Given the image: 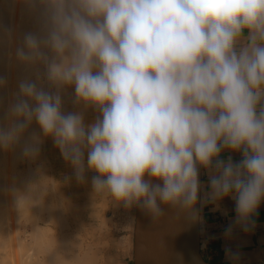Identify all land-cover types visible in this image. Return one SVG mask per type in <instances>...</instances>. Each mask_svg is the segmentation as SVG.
<instances>
[{
  "label": "clouds",
  "instance_id": "1",
  "mask_svg": "<svg viewBox=\"0 0 264 264\" xmlns=\"http://www.w3.org/2000/svg\"><path fill=\"white\" fill-rule=\"evenodd\" d=\"M27 3L42 6L43 28L25 33L15 56L42 67L55 91L39 73L20 80L0 122V150L24 141L21 154L37 157L41 137L25 140L35 122L78 182L95 173L94 192L154 220L175 210L193 223L203 222V206L223 211L230 198L225 238L234 226L251 232L264 203V0ZM69 86L77 103L99 112L93 123L63 111Z\"/></svg>",
  "mask_w": 264,
  "mask_h": 264
},
{
  "label": "rangeland",
  "instance_id": "2",
  "mask_svg": "<svg viewBox=\"0 0 264 264\" xmlns=\"http://www.w3.org/2000/svg\"><path fill=\"white\" fill-rule=\"evenodd\" d=\"M6 14V13H5ZM5 14L3 13V15L2 16H5ZM6 19H7V14H6ZM4 17V18H5ZM1 18V17H0ZM2 19H3V17H2ZM1 19V21L0 22H2V24L6 21V19H4V20H2ZM4 21V22H3ZM35 71V70H34ZM43 72H44V69L42 68V67H40V69L37 71L36 70V73H35V75L34 74H32L33 73V71H32V79H36L37 78V73H39L40 74V76H41V80H40V83H42L43 84V86L45 87V88H50L51 90H53V91H55V88H54V86H51V85H49V83L47 82V80L46 79H43ZM61 95H62V100H63V111L65 112V113H67V112H76V111H79V112H81L82 114H83V116H84V119H85V123L86 124H90V123H93L94 121H95V119L100 115L99 114V112L97 111V110H95V109H93L92 107H87V108H85L84 107V105L82 104V103H77L76 102V100H75V96H74V89L71 87V86H69V87H66V88H64V89H62L61 90ZM86 110H89V115H87V112H86ZM45 138V137H44ZM45 142H46V144H45V147L43 148V150H42V152L41 153H39V155H38V157H36V158H38V159H34V158H26V157H24L21 153H18L17 152V150L15 149V151L18 153V156H17V153L14 151V152H12V154H10L9 155V161H12L13 160V158H15V161H16V159H17V161H16V164H15V162H14V165L12 164V162L9 164V162L7 161V163L5 164V166H2V169L0 168V172H1V170H2V172H4V174L6 175L7 173L6 172H8V176L7 177H5L4 176V174L2 173H0L1 175H3V177L0 175V177L3 179V178H5V181H6V178L8 179V177H12L13 176V173L14 172H10V171H15V174H14V180H15V182H16V179H19V180H21V178L24 176L25 177V179H24V177L22 178V179H24V182H26L27 184H30V181H32V173H34L33 174V176L35 175V173L38 171V168L40 169V171H38L39 172V174H38V172L36 173V175H35V177H34V181H36L37 183L38 182H40V183H42V182H44L43 184H41V187H40V183L38 184V185H35L36 184V182H34V181H32L33 183H35V184H33V188H30L29 186H28V188L30 189V191L32 192V194L35 196V197H37L36 195H35V193L36 192H34V191H37L38 189H42V187L44 188L45 186H47V185H49V186H47L48 187V190L45 188V189H42V191H40V190H38L39 192H37L38 194H39V196L37 197V198H39V202L40 201H42V199L43 200H45V197H46V199H48L47 201H49L48 203H47V201L45 200V202H46V204H44L45 202H43L42 201V204H44L45 206V209H49V213H48V209L47 210H45L44 209V207H42V206H40V205H36V206H31V205H27V207L30 209H27V207H26V203H24V205H23V203H22V200L21 201H19L20 200V198H21V196L20 197H17L18 199H16V197L15 196H18V194L16 195V194H14L13 195V193H10V188H15V182H14V186H12L13 185V177L11 178V180H12V182L10 181V179H8L5 183H4V179H3V182H2V180L0 179V183H3V184H1L2 185V187H4V186H6V188H7V185L6 184H8V189H5V191H9L8 193L6 192V194H9V197H7V195L5 194V192H4V195H6V197L4 196V198H3V202H2V204L3 205H0V207L1 208H3L4 207V205H6V207H4L3 209H5L6 208V211L7 210H9V208L7 209V207H11L10 208V210L9 211H7V213L5 212L4 213V215H3V211L4 210H1L0 211V226H1V231H3L5 228H2L3 226H2V223L5 221L4 219H6V223L4 222L3 223V225H6L5 227H7L6 229H5V233H4V231L2 232V233H4V234H6L5 236V238H8V239H6V241L3 239V240H1V241H3V242H5V243H7V244H5V243H2L1 242V246H2V244H4V245H7V249L6 248H1L0 250H4L3 252H5V251H9V250H11V251H13L14 253H12V254H14V255H12L11 256V259H10V257H8L7 259H10L11 260V264H12V261H14V263L13 264H26L23 260H22V257H20V256H22V255H24V251H25V253L27 254L28 253V251H30L29 249H30V247H29V245L30 246H32L33 245V248H31V254H32V250L34 249L35 251H36V256H37V251L38 250H36V248L37 247H34V245L35 246H37L38 245V243H37V241H39V240H37V238H35V236H32V234H29V233H31V232H33V234L35 235V231H34V229H36L38 226H39V231L40 230H42V231H44L43 232V235H44V237L46 236V237H48L49 239L48 240H50L51 241V238L53 237V236H55V237H57L58 235V240H57V238H52L53 240H55V242L56 241H59L60 239L62 240V239H64V238H66L67 237V235L69 236L70 234L72 235H70V238H72V240L69 238V240H71L72 242H76V241H78L77 243H80V247H79V244L77 245L76 243H74V244H76L77 246L74 248V253L76 254V253H78L79 254V256H81L80 254H82L84 251H85V249L86 250H90V248L92 249V250H90V252L91 251H93L94 253H95V251H97L95 254L98 256L97 257V260H96V264H103V262H104V253H105V250L108 248L107 247V243H105V242H98L96 239H95V237H94V233H97V232H101V233H104L105 231H112V230H114V231H122V230H126L127 228H119V227H117V228H115V226H113V222L114 221H117L118 220V217H116L117 215H115L114 214V212H112V210L114 211V209H113V207H114V205L115 204H113V203H116L117 204V202H115V201H113V198L106 192V191H104V192H102L103 194L101 195V198L102 199H100L99 201H97V203H94L93 201L92 202H90V200H92V199H89V192H90V190H92V185H91V178H92V176L93 175H95V173L94 172H91V171H88L87 173H86V177H85V181L84 182H78L77 180H76V178H75V176H74V173H73V168L71 167V165L67 162V161H65L64 159H63V157H62V155H61V153H60V151H59V149H58V147L56 146V145H54V148L52 147V139L50 138V137H46L45 138ZM19 152H21V150H19ZM16 153V154H15ZM12 156H14L12 159H11V157ZM44 156V157H43ZM48 156V157H47ZM39 157L41 158V159H44V160H42L41 161V159H40V161H39ZM43 157V158H42ZM30 159H31V162H30ZM44 161V162H43ZM44 164L43 166H42V163ZM8 164H9V168L7 167L6 168V165L8 166ZM12 166V168L13 169H11L10 170V167ZM30 166V167H29ZM39 166V167H38ZM46 166L48 167L47 169H46ZM33 167V168H32ZM30 170H29V169ZM43 168H45L46 170H44ZM8 169V170H7ZM32 169V170H31ZM33 169H34V171H33ZM36 169V170H35ZM29 170V171H28ZM41 170H44L43 171V173L41 172ZM22 171V172H21ZM24 171V172H23ZM27 171V172H26ZM33 171V172H32ZM16 172H17V174H16ZM29 172H32L31 174L29 173ZM41 172V173H40ZM12 173V174H11ZM18 173H21V174H18ZM26 173L28 174L27 176L29 177V178H27V176H26ZM12 176H11V175ZM42 174H45V175H43V176H41ZM16 175V176H15ZM18 175H21L22 177H20V176H18ZM39 175V176H38ZM47 176V177H46ZM19 177V178H18ZM49 177H51V178H49ZM37 178V179H36ZM40 178V179H39ZM43 178H44V180H43ZM48 178V179H47ZM27 179V180H26ZM29 179V180H28ZM36 179V180H35ZM39 179V180H38ZM46 179V180H45ZM19 180H17L18 182H16L17 184L18 183H20V184H18V185H20L19 186V188L21 187V186H25V187H27L26 185V183H24V184H22V181H19ZM41 180H42V182H41ZM47 181V182H46ZM52 182V184H51V182ZM8 182V183H7ZM44 184H46V185H44ZM51 184V185H50ZM11 185V186H10ZM18 185H17V187L15 188V189H11V191L12 190H18L19 188H18ZM10 186V187H9ZM30 186H32V183L30 184ZM35 186H37V187H35ZM40 188H39V187ZM5 188V187H4ZM34 189H36V190H34ZM50 189V190H49ZM51 189H53L52 191L54 192V194L52 195V191H51ZM16 190V191H17ZM14 191H12V192H14ZM51 193H50V192ZM30 192V193H31ZM44 192H45V194H44ZM15 193V192H14ZM16 193H19V191H17ZM41 193V194H40ZM12 196H11V195ZM40 195H42V196H40ZM45 195V197L43 198V196ZM14 196V197H13ZM54 196V197H53ZM42 197V198H41ZM56 197V198H55ZM110 197H111V199H110ZM6 198H8V199H6ZM14 199L13 200V202L15 201H17L18 203H15V205H14V203H12L11 202V199ZM59 198V199H58ZM41 199V200H40ZM64 199V200H63ZM10 201V202H6V204H5V202L4 201ZM52 201V202H51ZM63 201V202H62ZM108 201V202H107ZM19 202H21V203H19ZM50 202H51V204H50ZM57 202V203H56ZM111 202H112V204H111ZM53 203V204H52ZM61 203V204H60ZM107 203V204H106ZM14 206H13V205ZM54 204H55V206L57 205V206H61V207H58L57 208V206H56V208L54 209V208H51V206L50 205H52V207L54 206ZM7 205H9V206H7ZM19 205H21L20 207H19ZM49 205V206H48ZM107 205V206H106ZM112 205V206H111ZM40 206V207H39ZM54 206V207H55ZM116 206V205H115ZM31 207L32 208H34V207H36V208H34L33 210L31 209ZM37 207H39V208H37ZM42 207V208H41ZM107 207V208H106ZM112 207V208H111ZM23 208H26V210H28V211H30L29 213H28V211H26V210H24ZM41 208V210L42 209H44L45 210V212H44V210H42V211H38V209H40ZM104 208V209H103ZM120 209L118 210V212H123V211H125V209L128 211V209H129V212H130V223H129V227H128V229L129 230H134V225H135V220H136V206H133V207H131V209L130 208H126V207H124V206H120L119 207ZM123 208V209H122ZM51 209V210H50ZM52 209H54L53 210V213H54V211H57V210H59L60 211V213H54L56 216H58L59 217V219H58V217H57V219L54 217V214L51 212L52 211ZM103 209V210H102ZM112 209V210H111ZM31 210L32 211H34L35 210V212H34V215L33 216H35V219H30V217L29 216H31L32 214H33V212H31ZM62 211H63V215H62ZM65 211H66V213H65ZM106 212V213H105ZM44 213V214H43ZM52 216V218L54 219V221H53V219L51 220L50 218H51V216ZM53 214V215H52ZM59 214H60V216H59ZM65 215H68V216H66L65 217ZM105 217V218H103V216ZM1 216H2V218H1ZM10 218H9V217ZM27 216V217H26ZM62 216V217H61ZM112 216V217H111ZM63 218V220H61V218ZM8 218V219H7ZM43 218V219H42ZM104 219V222H105V219H106V224H102L103 223V219ZM107 218H108V220H107ZM2 219H3V222H2ZM37 219V220H36ZM42 219V220H41ZM56 219V220H55ZM116 219V220H115ZM9 220H10V222H9ZM21 220V221H20ZM29 220H31V221H29ZM35 220V221H34ZM60 220V221H59ZM65 220H66V222H65ZM29 221V222H28ZM55 221H57V224H60V225H58V226H55V225H57V224H55L56 222ZM59 221V222H58ZM110 221H112V223L110 222ZM17 222V223H16ZM32 224H31V223ZM53 222H55V223H53ZM63 222V223H62ZM76 222V223H75ZM102 222V223H101ZM11 223V224H10ZM34 223H36V225H38V226H36L35 228L33 227V225H34ZM111 223V224H110ZM68 224V225H67ZM71 224V225H70ZM108 224V225H107ZM41 225V226H40ZM106 225V226H105ZM30 227V228H29ZM45 227V228H44ZM60 227V228H59ZM93 227H94V230H93ZM102 227V228H101ZM111 227V228H110ZM24 228V229H23ZM31 228H33L32 230H30ZM46 228H47V230H48V228H50L51 230H50V232H47V230H46ZM56 228V229H55ZM99 228V229H98ZM114 228V229H113ZM11 231H10V230ZM92 229V230H91ZM96 229V230H95ZM100 229H102V230H100ZM118 229V230H117ZM7 230H9L8 232H6ZM49 231V230H48ZM54 231V232H53ZM77 231V232H76ZM79 231V232H78ZM97 231V232H96ZM11 232V233H10ZM21 232V233H20ZM28 234H27V233ZM47 232V234H45ZM53 232V233H52ZM61 233V234H60ZM75 233V234H74ZM77 233V234H76ZM11 234V236L9 237V235ZM49 234H52V235H49ZM55 234V235H54ZM29 235H31L32 236V238H34V239H32V238H30V236ZM49 235V236H48ZM62 235H63V237L64 238H62ZM74 235V236H73ZM4 236V235H3ZM14 236V237H13ZM19 236H20V239H22L23 241H26V243H27V245L26 246H28V247H26V248H23L24 247V245L26 244L25 242H24V244H23V241L22 240H20L19 239ZM50 236H52L51 238H50ZM60 237V238H59ZM4 238V237H3ZM14 238V242H11L12 241V239ZM25 238V239H24ZM26 238H28V239H26ZM30 238V239H29ZM75 240H74V239ZM35 239L37 240L36 242H35ZM18 241V242H16V241ZM20 240V241H19ZM29 240L31 241V242H33L32 243V245H31V242H29ZM47 238H44V240L42 239V241H41V243L44 241V243H46V245L47 244H50V241H49V243H47ZM8 241H9V243H10V245H9V247H8ZM22 242V243H21ZM18 243H21V245L20 244H18ZM30 243V244H29ZM36 243V244H35ZM40 243V242H39ZM43 243V244H44ZM14 244H15V246H14ZM22 244H23V246H22ZM29 244V245H28ZM12 245V246H11ZM16 245H18V246H16ZM20 245V246H19ZM0 246V247H1ZM45 246V245H44ZM91 246V247H90ZM3 247H6V246H3ZM11 247H13L12 249H11ZM47 247V246H46ZM80 249H79V248ZM90 247V248H89ZM93 247V248H92ZM10 248V249H9ZM23 250H22V249ZM6 249V250H5ZM9 249V250H8ZM81 249H82V251H81ZM17 250H18V252H17ZM22 250V251H21ZM26 250H28V251H26ZM76 250V251H75ZM78 250H80V252L78 251ZM35 251H33L34 253L33 254H35ZM87 251V252H88ZM99 251V252H98ZM3 252H1L0 254H2ZM19 252H21V254L19 253ZM22 252H23V254H22ZM40 252V251H39ZM82 252V253H81ZM86 251H85V253H87ZM16 253V254H15ZM42 253V252H41ZM41 253H38V256H37V258H36V256H34L33 254H32V256H33V259H39L40 257H42V256H45V257H43L44 259L47 257H49V254H48V252L46 253H44V255H43V253L41 254ZM84 253V254H85ZM93 253V254H94ZM47 254V255H46ZM78 254H76V255H78ZM94 254V255H95ZM1 256V255H0ZM13 256H15L14 258H13ZM35 257V258H34ZM82 257H83V255H82ZM2 258H4V256H2ZM39 259L40 261L41 260H44V259ZM84 258V257H83ZM5 259V258H4ZM1 259L0 258V264H6L5 262L7 261V264L9 263V261L10 260H7V259ZM35 259V260H36ZM22 260V261H21ZM38 260V261H39ZM16 261V262H15ZM21 261V262H20ZM39 261V262H40ZM46 261V260H45ZM4 262V263H3ZM19 262V263H18ZM99 262V263H98Z\"/></svg>",
  "mask_w": 264,
  "mask_h": 264
},
{
  "label": "bare ground",
  "instance_id": "3",
  "mask_svg": "<svg viewBox=\"0 0 264 264\" xmlns=\"http://www.w3.org/2000/svg\"><path fill=\"white\" fill-rule=\"evenodd\" d=\"M41 12H42V6H40V5H38L37 6V8L36 9H33V8H31L30 6H29V4L27 3V0H0V21H1V19H2V17H3V19L2 20H4V19H6V14H7V19H6V21L2 24V22H0V75H2V76H4L5 78H6V81H7V84H6V86H4V87H2V88H0V122H3V117H4V112H5V110H6V108H7V106H8V104L14 99V96H15V94L18 92V84H19V82H20V80H22V79H25V78H30V79H32L31 77V75L32 74H34L35 75V73H36V70L38 71L40 68H28V67H25V65L24 64H22L18 59H17V57L15 56V50H16V48L17 47H19V46H21L22 45V43H23V36H24V34L25 33H27V32H34V33H40L41 31H42V28H43V18H42V15H41ZM3 13L5 14V16H2L3 15ZM5 17V18H4ZM6 29H9L10 30V33H9V31H6ZM35 70V71H34ZM32 71H33V73H32ZM35 72V73H34ZM32 73V74H31ZM32 133H36L37 135H39L40 137H41V144H40V152L39 153H41L42 152V150H43V148L45 147V144H46V142H45V138H44V136H43V133L40 131V129H39V126L35 123V122H33V124L31 125V127L28 129V132L26 133V135H25V140L32 134ZM23 143H24V141H21V144L19 145V146H17L15 149L17 150V152L18 153H21V152H19V150H21V148H22V146H23ZM15 149L14 150H9V151H4V150H0V168L2 169V166H5V164L7 163V161L9 162V164L12 162V164L14 165V162H15V164H16V161H17V159H16V161H15V158H13L14 156H12L11 157V159L13 158V160L12 161H9L8 159V157H9V155L10 154H12V152H14L15 151ZM16 152V151H15ZM16 152V153H17ZM15 153V154H16ZM18 153H17V156H18ZM13 155V154H12ZM11 156V155H10ZM38 157V156H37ZM44 157V156H43ZM42 157V158H43ZM48 157V156H47ZM36 158V157H35ZM34 158V159H35ZM36 159H38V158H36ZM40 157H39V161H40ZM42 160H44V159H41V161ZM14 161V162H13ZM30 162H31V159H30ZM44 162V161H43ZM42 163V162H41ZM9 164H8V166L6 165V168L8 167L9 168ZM12 165V166H13ZM44 164L42 163V166H43ZM11 166V165H10ZM12 166L10 167V170L11 169H13L12 168ZM14 167V166H13ZM30 167V166H29ZM39 167V166H38ZM33 168V167H32ZM48 167L46 166V169H47ZM29 169V168H28ZM44 170H46L45 168H43ZM8 170V169H7ZM30 170V169H29ZM28 170V171H29ZM32 170V169H31ZM36 170V169H35ZM44 170H41V172L43 173V171ZM48 170V169H47ZM46 170V171H47ZM33 171H34V169H33ZM32 171V172H33ZM38 171H40V169L38 168ZM37 171V172H38ZM9 172V171H8ZM8 172H6L7 174H8ZM10 172H14L13 173V176H14V174H15V171L13 170V171H10ZM22 172V171H21ZM24 172V171H23ZM27 172V171H26ZM32 172H29L30 174L32 173ZM36 172V173H37ZM40 172V173H41ZM1 174L3 173L4 174V172H2V170H1V172H0ZM36 173H35V175H36ZM0 174V175H1ZM6 174V175H7ZM12 174V173H11ZM10 174V175H11ZM16 174H17V172H16ZM18 174H21V173H18ZM33 174L34 173H32L31 175H32V178L34 179V177H35V175L33 176ZM38 174H39V172H38ZM5 174H4V176L5 177H7ZM22 175V174H21ZM21 175H18V176H20V177H22ZM28 174L26 173V176H27ZM40 175V174H39ZM38 175V176H39ZM43 175H45V174H42L41 176H43ZM2 177H3V175H1ZM12 176V175H11ZM12 176V177H13ZM16 176V175H15ZM11 177V178H12ZM24 177V176H23ZM22 177V178H23ZM47 177V176H46ZM11 178L10 177H8V179H10V181L12 182V180H13V185L12 186H14V182H15V180H14V177H13V179L11 180ZM19 178V177H18ZM21 178V180H19V179H16V182H18L17 180H19V181H22V184H24V183H26V182H24V179H25V177H24V179H22ZM27 178H29L28 176H27ZM49 178H51V177H49ZM0 179L2 180V182H3V179H4V183L8 180L7 178H6V181H5V178H1L0 177ZM32 179V181H34ZM37 179V178H36ZM35 179V180H36ZM40 179V178H39ZM38 179V180H39ZM48 179V178H47ZM27 180V179H26ZM29 180V179H28ZM43 180H44V178H43ZM46 180V179H45ZM32 181H30V184L32 183V186H30V184H27L26 186L27 187H25V186H21L20 188H19V186L20 185H18V184H20V183H16L15 182V188L17 187V185H18V190L17 191H19V193H16L17 191L15 190H12V191H14V192H12L11 191V189H15V188H10V193H13V195L14 194H18V196H15L16 197V199H18L17 197H20L21 196V198H20V200L19 201H21L22 200V203H23V205H24V203H26V207H27V205L29 206V205H33V206H38V205H40V206H42V207H44L45 205L44 204H46V202H45V200L47 201L48 199H46V197H45V192H44V196H43V198L45 197V200H43L42 199V201L43 202H45L44 204H42V201H40L39 202V198H37L38 196H39V194L37 193V192H39L38 190H40V189H38L37 191H34V192H36L35 193V195L37 196V197H35L33 194H32V192L30 191V189L28 188V186L30 187V188H33L34 186H33V184H35V183H33ZM24 182V183H23ZM34 182H36V181H34ZM41 182H42V180H41ZM47 182V181H46ZM51 182V181H50ZM8 183V182H7ZM40 182H36V184L35 185H38ZM44 182H42V183H40V187H41V184H43ZM1 184H3V183H0V205H3L2 204V200H3V198H4V196L6 197V195H7V197H9V194H6V192L8 193L9 191H5V189H8V184H6L7 185V188H6V186H4V187H2V185ZM51 184H52V182H51ZM50 184V185H51ZM25 185V184H24ZM44 185H46V184H44ZM11 186V185H10ZM9 186V187H10ZM47 186H49V185H47ZM47 186H45L44 188L42 187V189H45ZM35 187H37V186H35ZM39 187V186H38ZM39 187V188H40ZM50 187V186H49ZM42 189L40 190V191H42ZM47 190H48V187L46 188ZM34 190H36V189H34ZM50 190V189H49ZM53 189H51V191H52ZM5 192V194L6 195H4V192ZM31 192V193H30ZM50 192V191H49ZM51 193V192H50ZM41 194V193H40ZM54 194V192L52 191V195ZM11 195V194H10ZM20 195V196H19ZM12 196V195H11ZM40 196H42V195H40ZM14 197V196H13ZM54 197V196H53ZM42 198V197H41ZM56 198V197H55ZM6 199H8V198H6ZM11 199V198H10ZM59 199V198H58ZM110 199H111V197H110ZM9 200V199H8ZM4 201L5 202V204H6V202H10V201ZM13 200L14 199H11V202L12 203H14L13 202ZM41 200V199H40ZM64 200V199H63ZM114 201V200H113ZM49 201H47V203H48ZM52 202V201H51ZM51 202H50V204H51ZM63 202V201H62ZM108 202V201H107ZM15 203H18L17 201L15 202ZM15 203H14V205H15ZM19 203H21V202H19ZM57 203V202H56ZM49 204V203H48ZM53 204V203H52ZM61 204V203H60ZM107 204V203H106ZM111 204H112V202H111ZM113 204H115L114 205V207H113V209H114V211L112 210V212H114V214L115 215H117L116 217H118V220L117 221H114L113 223H112V221H110L112 224H113V226H115V228H117V227H123V228H127L128 229V227H129V223H130V212H129V209H128V211L125 209V211H123V212H118V210L120 209L119 207L120 206H123L122 204H120V203H118L117 202V204L116 203H113ZM13 205V204H12ZM13 205V206H14ZM7 206H9V205H7ZM16 206V205H15ZM21 205H19V207H20ZM32 206V207H33ZM39 206V207H40ZM49 206V205H48ZM51 206V208H56V206H55V204H54V206L52 207V205H50ZM107 206V205H106ZM112 206V205H111ZM2 207V206H1ZM0 207V209L1 210H4L3 211V215H4V213L6 212L7 213V211H9L10 210V206L9 207H7V209L9 208V210H7L6 211V208L5 209H3L4 207H6V205H4V207L3 208H1ZM22 207V206H21ZM31 207V209L33 210L34 208H36V207H34V208H32ZM39 207H37V208H39ZM41 207V208H42ZM58 207H61L60 205L59 206H57V208ZM30 208V207H29ZM28 207H27V209H29ZM41 208L40 209H38V211L40 212V211H42V210H44L45 209V207H44V209H42L41 210ZM56 208V209H57ZM107 208V207H106ZM112 208V207H111ZM24 210H26V208H23ZM48 209V208H47ZM47 209H45V210H47ZM54 209H52V213H53V210ZM104 209V208H103ZM102 209V210H103ZM123 209V208H122ZM131 209V208H130ZM0 210V211H1ZM30 210V209H29ZM31 210V212H33V214L31 215V216H29L30 217V219H32L33 217V219H35V216H33L34 215V212H35V210L34 211H32ZM45 210H44V212H45ZM51 210V209H50ZM60 210V209H59ZM59 210H57V211H54V213L56 212V213H60V211ZM26 211H28V210H26ZM48 211V213L50 212L49 211V209L47 210ZM30 211H28V213H29ZM53 213V214H54ZM55 213V214H56ZM65 213H66V211H65ZM106 213V212H105ZM2 214V213H1ZM0 214V215H1ZM44 214V213H43ZM52 214V215H53ZM54 214V217L57 219V217L58 216H56ZM50 215V214H49ZM62 215H63V211H62ZM51 216V215H50ZM59 216H60V214H59ZM66 216H68V215H65V217ZM103 216V215H102ZM9 217V216H8ZM27 217V216H26ZM53 217V218H54ZM62 217V216H61ZM60 217V218H61ZM112 217V216H111ZM1 218H2V216H1ZM10 218V217H9ZM52 218V216H51V220L53 219ZM103 218H105L104 216H103ZM102 218V219H103ZM8 219V218H7ZM43 219V218H42ZM41 219V220H42ZM55 219V220H56ZM58 219H59V217H58ZM5 221V223H6V219H4ZM37 220V219H36ZM61 220H63V218H61ZM107 220H108V218H107ZM116 220V219H115ZM1 221V220H0ZM21 221V220H20ZM29 221H31V220H29ZM28 221V222H29ZM35 221V220H34ZM53 221H54V219H53ZM60 221V220H59ZM58 221V222H59ZM2 222H3V219H2ZM3 222V223H4ZM9 222H10V220H9ZM32 222V221H31ZM30 222V223H31ZM56 222V223H55ZM55 222H53V223H55V224H57V221H55ZM65 222H66V220H65ZM3 223H2V228H7V227H5L6 225H3ZM17 223V222H16ZM63 223V222H62ZM67 223V222H66ZM76 223V222H75ZM102 223V222H101ZM110 223V224H111ZM11 224V223H10ZM32 224V223H31ZM103 225L104 224H106V219H105V222H104V219H103V223H102ZM58 225H60V224H57V225H55V226H58ZM68 225V224H67ZM71 225V224H70ZM108 225V224H107ZM36 226H38V225H36V223H34V225H33V227L35 228ZM41 226V225H40ZM61 226V225H60ZM106 226V225H105ZM62 227V226H61ZM30 228V227H29ZM39 226L36 228V229H34V233H35V235L33 234V232H31V233H29V234H32V236H35V238H37V240H41L42 241V239L44 240V238H47V240L49 239L48 237H44V235H43V232L44 231H42V230H40L39 231ZM45 228V227H44ZM60 228V227H59ZM102 228V227H101ZM111 228V227H110ZM134 228H135V225H134ZM0 229H1V226H0ZM5 229L3 230L4 231V233H5ZM24 229V228H23ZM33 228H31L30 230H32ZM56 229V228H55ZM99 229V228H98ZM114 229V228H113ZM2 230V229H1ZM0 230V246H1V242L2 243H5V242H3V241H1V240H5L6 241V239H8V238H5L7 235L6 234H4V233H2L3 231H1ZM10 230V229H9ZM9 230H7L6 232H8ZM46 230H47V228H46ZM49 230V231H48ZM48 230H47V232H50V228H48ZM92 230V229H91ZM93 230H94V227H93ZM96 230V229H95ZM100 230H102V229H100ZM118 230V229H117ZM11 231V230H10ZM52 231V230H51ZM47 232L45 233V234H47ZM54 232V231H53ZM52 232V233H53ZM77 232V231H76ZM79 232V231H78ZM11 233V232H10ZM21 233V232H20ZM27 233V232H26ZM28 234V233H27ZM61 234V233H60ZM75 234V233H74ZM77 234V233H76ZM4 235V236H3ZM6 235V236H5ZM49 235H52V234H49ZM48 235V236H49ZM55 235V234H54ZM71 235V234H70ZM70 235L68 236L67 235V237L66 238H64L63 237V235H62V238H64V239H60L59 241H56L55 242V240H53L52 238H54L55 236H50V238H51V241L50 240H48L47 241V243H49V241H50V244H47L46 245V243H44V241L41 243V241L39 240V241H37L36 239H35V242L37 241V243H38V245L37 246H35L34 245V247H37L36 248V250H38L37 251V256H38V253H43V255H44V253L46 252H48V254H49V257L47 258H43V257H45V256H42V257H40L41 259L43 258L44 260H37L36 258H37V256H36V251L33 249L32 250V254L34 253L33 251H35V254H33L34 256H36V260L35 259H33V256H32V254H31V248H33V245H32V243L33 242H31L30 240H29V242H31V245L32 246H30L29 244V247H30V251H28V250H26V251H28V253L26 254L25 253V251H24V255H22V256H20V257H22V260L26 263V264H96L95 262H96V260H97V255L95 254L97 251H95V253L93 252V251H91L90 252V250H92L90 247V250L88 251V250H86L85 249V251L87 252V253H85V251L82 253V254H80L81 256H79V254L78 253H76V254H78V255H76L75 253H74V248L79 244V247L81 246L80 245V243H77L78 241H76V242H72L71 240H72V238H70ZM11 236V234L9 235V237ZM30 236V238H32V236L31 235H29ZM59 236V235H58ZM58 236L57 237H55V238H57V240H58ZM72 236V235H71ZM74 236V235H73ZM4 237V238H3ZM8 237V236H7ZM12 237V236H11ZM14 237V236H13ZM29 238V239H30ZM54 238V239H55ZM60 238V237H59ZM69 238L71 239V240H69ZM124 238V237H123ZM12 239V238H11ZM19 239H20V236H19ZM23 239V238H22ZM22 239H20V240H22ZM25 239V238H24ZM26 239H28V238H26ZM32 239H34V238H32ZM74 239V238H73ZM14 240V238L12 239V241L11 242H14L13 241ZM19 240V241H20ZM75 240V239H74ZM16 241V240H15ZM23 241V240H22ZM27 241V240H26ZM26 241H23V244H24V242L26 243ZM7 242V241H6ZM16 242H18V241H16ZM40 242V243H39ZM119 242H120V240H119ZM8 243H9V241H8ZM22 243V242H21ZM21 243H18V244H20L21 245ZM28 243V242H27ZM27 243L24 245V247L23 248H26V247H28V246H26L27 245ZM44 243V244H43ZM74 243H76V244H74ZM5 244H7V243H5ZM23 244H22V246H23ZM36 244V243H35ZM123 244H125V243H123ZM9 245H10V243L8 244V247H9ZM19 245V246H20ZM45 245V246H44ZM3 246H6V247H3ZM12 246V245H11ZM14 246H15V244H14ZM16 246H18V245H16ZM47 246V247H46ZM78 247V248H79ZM1 248H6L7 249V245H4V244H2V246L0 247V249ZM13 247H11V249H12ZM81 248V247H80ZM79 248V249H80ZM93 248V247H92ZM5 249V250H6ZM10 249V248H9ZM8 249V250H9ZM22 249V248H21ZM27 249V248H26ZM13 250V249H12ZM23 250V249H22ZM21 250V251H22ZM4 251V250H3ZM2 250H0V253L1 252H3ZM40 251V252H39ZM76 251V250H75ZM79 252H80V250H78ZM81 251H82V249H81ZM17 252H18V250H17ZM99 252V251H98ZM12 253H14L13 251H11V250H9V251H5V252H3L2 254H0L1 256H0V258L1 259H7L8 257H10V259H11V256L12 255H14V254H12ZM20 254H21V252H19ZM41 253V254H42ZM85 253V254H84ZM95 255H94V254ZM16 254V253H15ZM22 254H23V252H22ZM47 255V254H46ZM82 255H83V257H82ZM2 256H4V258H2ZM15 256H13V258H14ZM4 259V260H5ZM10 259H7V260H10ZM21 260V261H22ZM46 260V261H45ZM20 261V262H21ZM11 262V260L9 261V263L8 264H11L10 263ZM16 262V261H15ZM1 263V262H0ZM4 263V262H3ZM6 264H7V261L5 262ZM14 263V261H12V264ZM19 263V262H18ZM99 263V262H98ZM22 264V263H21Z\"/></svg>",
  "mask_w": 264,
  "mask_h": 264
},
{
  "label": "crops",
  "instance_id": "4",
  "mask_svg": "<svg viewBox=\"0 0 264 264\" xmlns=\"http://www.w3.org/2000/svg\"><path fill=\"white\" fill-rule=\"evenodd\" d=\"M86 112L89 115V110ZM51 145L54 148L53 140ZM230 154L234 161L241 159L239 153L227 151L222 153V158L226 159ZM207 180L208 177L202 169V182L207 184ZM102 194L94 192L92 188L89 192V199H92L90 202L97 203L102 199ZM213 207L212 204H207L201 209L202 252L206 260L221 264H264V203L255 217V228L246 233L234 226L230 238H225L224 230L235 218L234 201L225 198L221 205L223 211H213ZM94 237L98 242L107 243L103 264H134V230L97 232ZM226 248L239 253V259L233 261L227 258Z\"/></svg>",
  "mask_w": 264,
  "mask_h": 264
},
{
  "label": "water",
  "instance_id": "5",
  "mask_svg": "<svg viewBox=\"0 0 264 264\" xmlns=\"http://www.w3.org/2000/svg\"><path fill=\"white\" fill-rule=\"evenodd\" d=\"M134 264L221 263L209 262L204 257L201 223H193L175 210H167L159 220H154L136 207Z\"/></svg>",
  "mask_w": 264,
  "mask_h": 264
}]
</instances>
